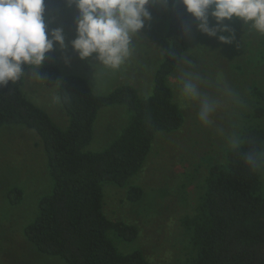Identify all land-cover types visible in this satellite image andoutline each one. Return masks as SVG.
<instances>
[{"label": "rangeland", "instance_id": "rangeland-1", "mask_svg": "<svg viewBox=\"0 0 264 264\" xmlns=\"http://www.w3.org/2000/svg\"><path fill=\"white\" fill-rule=\"evenodd\" d=\"M175 4L167 7L150 6L152 20L142 32L133 35L131 55L118 69L98 63L95 56L81 60L71 49L76 38L79 12L73 5L51 14L49 28H62L69 47L58 46L47 54L45 63L60 70L56 81H42L38 68L25 76L24 92L36 105L44 109L62 128L67 118L59 97V83L63 77L77 75L86 78L97 95H106L121 85H132L141 97L154 91V75L169 51L165 38L168 17ZM192 20L187 34L188 49L183 58L194 62L195 71L213 83L219 81L238 95L239 103L225 101L213 117V124L205 126L197 117L198 104L182 101L179 77L186 65L179 63L167 83L173 90L184 123L172 133H159L149 156L139 173L126 186H104V213L112 221H124L139 229L132 243L114 242L122 253L141 250L150 264H189L194 256L185 219L192 216L203 194L204 180L209 168L224 162L231 149L227 137L243 128L247 115L253 113L257 99L252 89L264 93V34L251 29L238 18L225 23L233 30L234 40L222 43L197 30ZM210 24L216 21L210 18ZM229 35V33H221ZM215 95V88H204ZM59 97V100L55 98ZM264 105V98L262 100ZM130 114L124 107H108L99 111L95 123L96 134L87 152H101L118 138L128 124ZM254 125L264 128V118ZM206 160V161H205ZM264 184V167L262 169ZM52 182L47 160L38 134L21 126H7L0 130V264H65L56 256L41 254L26 239L25 226L37 212L40 198L51 192ZM132 187L143 191L142 198L128 200ZM19 189L21 202L11 204L9 191Z\"/></svg>", "mask_w": 264, "mask_h": 264}, {"label": "trees", "instance_id": "trees-1", "mask_svg": "<svg viewBox=\"0 0 264 264\" xmlns=\"http://www.w3.org/2000/svg\"><path fill=\"white\" fill-rule=\"evenodd\" d=\"M66 5V0H46V19ZM168 18L169 51L155 72L150 97H141L132 85L97 95L86 78L68 75L59 83L67 118L62 128L24 92L25 76L36 67L24 66L26 73L19 81L0 88V130L21 126L35 131L47 160L51 192L39 199L34 219L24 228L39 253L59 257L65 264H150L141 250L122 253L115 244L114 238L134 242L139 229L106 216L104 186H126L142 169L157 134L175 132L184 123L167 79L188 49L183 28L194 18L179 0ZM38 72L42 81L60 77L59 68L50 63ZM251 94L257 104L238 132L240 149L227 150L224 162L210 166L197 210L185 219L194 251L189 264H264V163L252 169L245 160L253 151L264 160V128L253 124L264 118V93L256 88ZM116 106L126 108L128 124L104 151L87 152L99 111ZM21 193L17 188L9 191V202L19 204ZM142 196L139 187L127 192L133 202Z\"/></svg>", "mask_w": 264, "mask_h": 264}, {"label": "clouds", "instance_id": "clouds-1", "mask_svg": "<svg viewBox=\"0 0 264 264\" xmlns=\"http://www.w3.org/2000/svg\"><path fill=\"white\" fill-rule=\"evenodd\" d=\"M174 0H66L79 12L76 38L71 49L81 60L95 56L98 63L118 69L131 55L132 37L142 32L152 20L150 6L167 7ZM198 23L197 30L217 37L225 44L234 40L233 30L225 23L238 18L251 29L264 34V0H179ZM210 18L216 26L210 24ZM184 34L190 27L184 26ZM221 33H229L223 35ZM58 46L66 51L62 28H49L46 23V0H0V88L16 83L26 73L25 67L41 69L47 54ZM186 68L179 77L182 101L198 104L197 117L201 124L211 126L213 117L225 101L239 103L237 93L219 81L213 83L195 71L194 62L185 57ZM42 66V67H41ZM38 75L40 76L39 72ZM41 77V76H40ZM215 88L216 94L204 91ZM59 100V97L55 98ZM233 150H239L241 137L233 132L227 137ZM246 163L257 169L264 163L262 154L250 152Z\"/></svg>", "mask_w": 264, "mask_h": 264}]
</instances>
